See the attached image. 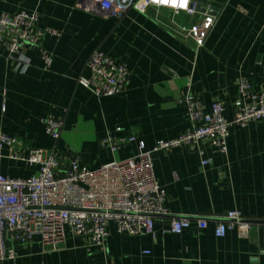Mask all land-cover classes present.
Wrapping results in <instances>:
<instances>
[{"label": "crops", "instance_id": "crops-1", "mask_svg": "<svg viewBox=\"0 0 264 264\" xmlns=\"http://www.w3.org/2000/svg\"><path fill=\"white\" fill-rule=\"evenodd\" d=\"M191 1L198 9L195 15L130 9L116 19L84 0H0V16L35 11L40 27L61 32L43 43L53 54L50 69L44 68L36 48L25 51L31 60L25 73L0 54V130L19 138L24 150L55 147L66 167L77 158L95 170L137 155L136 145L115 153L100 146V139L118 126L149 148L189 131L191 123L180 103L188 86L206 113L221 101L225 118L231 120L243 78L264 92V0ZM205 11L216 15L217 22L196 52L177 33L178 26L197 22ZM96 49L128 65L131 80L122 94L98 98L78 84L80 76L88 75L87 63ZM45 118L63 121L57 142L47 135ZM202 146L210 159L206 166L188 147L155 154V174L169 212L157 219L156 236L121 235L111 225L106 249L71 234L57 247L43 246L36 238L17 245L16 260L4 264H264L259 228L249 237L236 230L222 239L215 235L216 221L232 210L264 224V121L232 127L227 154L207 141ZM1 170L12 178H28L37 168L4 159ZM171 217L203 218L208 227L162 234Z\"/></svg>", "mask_w": 264, "mask_h": 264}, {"label": "built area", "instance_id": "built-area-1", "mask_svg": "<svg viewBox=\"0 0 264 264\" xmlns=\"http://www.w3.org/2000/svg\"><path fill=\"white\" fill-rule=\"evenodd\" d=\"M105 17L121 19L134 9L146 14L150 8H166L175 17L186 13H198L191 0H84ZM37 12L22 11L17 14L3 13L0 16V54L8 61L17 63L25 73L31 60L27 48H36L50 69L53 54L44 46L46 37H60L61 32L38 25ZM216 15L205 11L197 22L180 24V36L190 41L199 52L216 26ZM88 75L80 76L78 84L94 96L109 97L126 91L131 71L127 64L118 62L101 50H94L88 60ZM180 103L187 111L191 129L171 140H161L152 148L136 134H126L123 127L108 131L99 141L102 148L113 153L122 147L136 145L138 153L125 160H114L91 170L77 158L61 162L55 147L51 149H22V141L0 130V264L14 262L17 245H28L36 238L43 246L57 247L65 243L68 235L82 237L92 246L106 249L109 227L128 236H156L157 219L166 218V193L159 184L154 168V156L161 150L188 147L196 151L203 166L210 159L202 146L207 141L217 152L227 154L231 128H246L250 124L264 121V92L255 90L247 78L238 86L236 111L231 120L224 116L221 101L212 104L206 113L195 100L190 86ZM47 135L55 142L61 138L63 121L43 119ZM4 159L22 162L37 168L28 178H12L2 173ZM215 235L218 239L236 230L249 237L253 229L261 230L264 240V224L256 225L241 211L227 212L216 221ZM195 228L205 230L208 221L203 218L171 217L162 234H182Z\"/></svg>", "mask_w": 264, "mask_h": 264}]
</instances>
